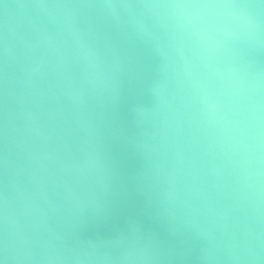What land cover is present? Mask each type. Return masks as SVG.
I'll use <instances>...</instances> for the list:
<instances>
[{"label": "clouds", "instance_id": "1", "mask_svg": "<svg viewBox=\"0 0 264 264\" xmlns=\"http://www.w3.org/2000/svg\"><path fill=\"white\" fill-rule=\"evenodd\" d=\"M0 264H264V0H0Z\"/></svg>", "mask_w": 264, "mask_h": 264}]
</instances>
